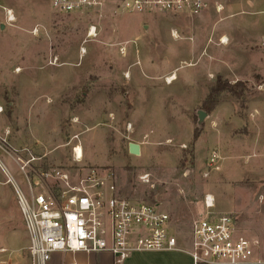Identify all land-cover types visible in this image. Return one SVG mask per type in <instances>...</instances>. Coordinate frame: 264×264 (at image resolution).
I'll return each mask as SVG.
<instances>
[{
  "label": "rangeland",
  "instance_id": "obj_1",
  "mask_svg": "<svg viewBox=\"0 0 264 264\" xmlns=\"http://www.w3.org/2000/svg\"><path fill=\"white\" fill-rule=\"evenodd\" d=\"M4 9L15 16L11 25ZM91 26L97 36L89 40ZM217 77L245 82L246 91L220 94L199 124ZM0 108V163L27 196L13 149L37 158L39 174L72 182L89 170L111 175L118 196L168 213L183 243L210 195L212 211L233 217L238 234L257 241L264 257V0H209L195 17L115 6L63 15L49 0H0ZM131 143L139 156L129 154ZM74 145L80 163L66 151ZM212 153L219 156L213 167ZM28 245L0 167V264H32Z\"/></svg>",
  "mask_w": 264,
  "mask_h": 264
},
{
  "label": "built area",
  "instance_id": "obj_2",
  "mask_svg": "<svg viewBox=\"0 0 264 264\" xmlns=\"http://www.w3.org/2000/svg\"><path fill=\"white\" fill-rule=\"evenodd\" d=\"M49 4L56 13L63 15L100 14L105 8L115 6L128 13L195 17L208 8L209 0H49ZM216 10L220 12L221 8ZM4 20L8 25L15 22L11 10L4 9ZM32 33L37 34V31ZM96 36V27L91 26L87 39ZM84 53L81 48L80 54ZM167 81L166 78V84ZM77 148H73L72 158L80 163L82 153H78ZM9 154L27 183L28 196L6 175L7 182L15 190L32 264H46L57 252L108 253L116 264H121L134 253L183 251L168 213L158 205L118 196L111 175L101 177L89 170L72 182L60 173L54 177L36 173L32 164L38 159L26 149H13ZM218 160L219 156L212 153L210 166H215ZM27 170L37 182L30 180L25 173ZM47 179L57 181L55 188L40 186ZM142 180H147V176ZM214 203V198L206 195L203 200L205 214L192 222L188 253L193 264L250 262L258 242L239 235L230 215H216L212 211Z\"/></svg>",
  "mask_w": 264,
  "mask_h": 264
},
{
  "label": "crops",
  "instance_id": "obj_3",
  "mask_svg": "<svg viewBox=\"0 0 264 264\" xmlns=\"http://www.w3.org/2000/svg\"><path fill=\"white\" fill-rule=\"evenodd\" d=\"M231 84L233 83L231 82ZM63 146L68 148L70 147V144L65 143ZM75 147L77 146L74 145L66 151H68V153L71 152L72 154V150ZM179 247L182 248L183 251L134 253L121 264H131L135 259H141L143 264H193L191 256L188 253L189 240L184 243L179 242ZM49 262H51V264H116L113 256L108 253H57L50 258ZM243 264H264V257L257 255L255 252L251 261Z\"/></svg>",
  "mask_w": 264,
  "mask_h": 264
},
{
  "label": "trees",
  "instance_id": "obj_4",
  "mask_svg": "<svg viewBox=\"0 0 264 264\" xmlns=\"http://www.w3.org/2000/svg\"><path fill=\"white\" fill-rule=\"evenodd\" d=\"M246 87L247 86L245 82L237 81L231 84L227 80L217 77L214 86L210 88V91L206 99L203 101L201 108L206 113V115H210L218 105L217 98L220 94L227 93L231 96L239 98L246 91ZM199 134V130L195 129L193 132L194 141L197 139Z\"/></svg>",
  "mask_w": 264,
  "mask_h": 264
},
{
  "label": "water",
  "instance_id": "obj_5",
  "mask_svg": "<svg viewBox=\"0 0 264 264\" xmlns=\"http://www.w3.org/2000/svg\"><path fill=\"white\" fill-rule=\"evenodd\" d=\"M2 27H3V25H2ZM197 117H198V123L200 124L204 121V119L207 117V115H206V113H204L202 111H198ZM128 152L131 155L139 156L140 155V146L137 144L131 143L128 145Z\"/></svg>",
  "mask_w": 264,
  "mask_h": 264
},
{
  "label": "bare ground",
  "instance_id": "obj_6",
  "mask_svg": "<svg viewBox=\"0 0 264 264\" xmlns=\"http://www.w3.org/2000/svg\"><path fill=\"white\" fill-rule=\"evenodd\" d=\"M173 37H175V34H173ZM177 37V36H176ZM175 37V38H176ZM227 43V40L226 41H223V40H221V44L222 45H225ZM168 79V81H167V84H170L173 80H174V78H167ZM171 79V80H170ZM77 152L79 153V152H81L82 153V151H81V148H77ZM1 164V163H0ZM0 167H1V169H2V171L4 172V174L5 175H8L10 178H11V176H10V174L8 173V171H7V169L1 164L0 165ZM12 179V178H11ZM12 181H13V179H12ZM14 182V181H13Z\"/></svg>",
  "mask_w": 264,
  "mask_h": 264
}]
</instances>
